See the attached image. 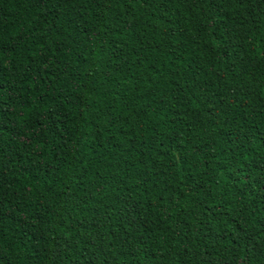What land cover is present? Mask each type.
<instances>
[{"label": "trees", "instance_id": "1", "mask_svg": "<svg viewBox=\"0 0 264 264\" xmlns=\"http://www.w3.org/2000/svg\"><path fill=\"white\" fill-rule=\"evenodd\" d=\"M0 264H264V0H0Z\"/></svg>", "mask_w": 264, "mask_h": 264}]
</instances>
